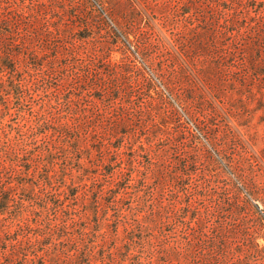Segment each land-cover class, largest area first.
<instances>
[{"label":"rangeland","instance_id":"obj_1","mask_svg":"<svg viewBox=\"0 0 264 264\" xmlns=\"http://www.w3.org/2000/svg\"><path fill=\"white\" fill-rule=\"evenodd\" d=\"M9 52L0 81L14 77L21 96L0 92V149L31 166L13 172L7 158L2 186L35 178L50 125L80 122L90 171L77 193L112 189L100 239L131 243L112 264H264L251 246L264 245V0H0V59Z\"/></svg>","mask_w":264,"mask_h":264},{"label":"trees","instance_id":"obj_2","mask_svg":"<svg viewBox=\"0 0 264 264\" xmlns=\"http://www.w3.org/2000/svg\"><path fill=\"white\" fill-rule=\"evenodd\" d=\"M15 64L16 59L10 52L0 59V65L5 69L13 71ZM2 91H5V95L12 93L20 99L21 90L12 76L8 80L0 81V92ZM88 123L91 124L93 121ZM71 126L67 122L50 125L58 134L55 138L50 137L47 140L43 153L34 156L35 162H43L35 178L27 179L17 174L12 180L7 181L6 185L0 184V220L8 219L14 227L11 232L7 229V235L4 237L0 234V247L5 245V240L9 236L15 237L11 251L6 256V264H12V261L15 264H112L113 261H117V254L125 260L131 251L129 249L131 243L125 241L126 239L120 241V244L114 236L108 240L102 235L100 239L102 229L108 227L105 222L107 209L104 206L114 196L112 189L103 193L100 184L94 181L85 184V190L81 195L77 193L90 168L81 163L80 159L83 149L80 147L81 134L77 127L82 125L78 122L75 129L70 130ZM118 127L120 125L114 124L112 128L108 126L112 133L124 130L123 127ZM44 129L36 127L33 128V132L39 133ZM118 144L119 142L115 140L113 146L117 147ZM0 151L1 179L4 177L3 170L7 167L5 164L7 158L11 162L7 168L14 172L15 167L12 164L15 163L28 174L31 158L19 163L22 156L11 143H7ZM29 151L30 149L27 150L28 153ZM57 164L59 165L56 167ZM110 171L109 164L103 166V173L109 174ZM70 201L73 203H69ZM26 203L30 204L27 206ZM70 204L73 206L70 207ZM184 211H187V208ZM193 212L190 213L191 217H194ZM42 213L53 214L55 224L47 217L42 220L41 225L34 226L33 220L38 222ZM129 234V238L136 237L133 230L129 231ZM141 238V235H138L137 239ZM251 239V246L255 251L264 250V245H259L253 238ZM224 245L225 243L220 244L217 250L222 256L227 255ZM117 246L119 248L116 249ZM111 248H115L116 256L112 255ZM176 250L174 253L179 256L180 250L177 248ZM39 252L43 254L40 255Z\"/></svg>","mask_w":264,"mask_h":264}]
</instances>
